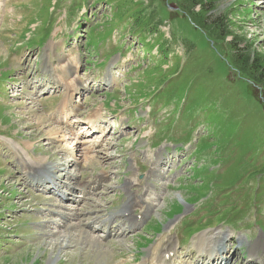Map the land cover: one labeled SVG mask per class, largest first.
Returning <instances> with one entry per match:
<instances>
[{
	"label": "rangeland",
	"instance_id": "obj_1",
	"mask_svg": "<svg viewBox=\"0 0 264 264\" xmlns=\"http://www.w3.org/2000/svg\"><path fill=\"white\" fill-rule=\"evenodd\" d=\"M158 3L0 0V264H161L156 249L150 261V248L166 231L171 242L182 232L191 238L227 231L229 254L237 251L228 264H245L251 253L263 255L252 263L263 259L253 244L264 242V85L234 55L238 46L264 59V0H215L208 18L228 26L225 41L177 13V4L168 6L170 15ZM48 63L67 82H54ZM74 66L81 84L72 88L85 91L69 102L71 114L59 116L71 85L65 72ZM110 75L115 83L106 87ZM98 113L104 133L83 137L84 121ZM74 115L73 125L60 123ZM55 131L66 140L53 139ZM102 138L104 147L90 155ZM158 155L165 174L157 178L150 172ZM46 163L58 168L49 177L61 179L55 188L26 177L43 180L37 173ZM99 176L106 177L103 187L68 224L78 184ZM150 192L157 205L151 199L153 211L146 207L145 217L152 212L145 230H131L129 222L127 233L119 228L109 241L105 230L92 232V219L108 218L129 201L124 213L136 218L127 221L140 225ZM164 243L157 256L169 248ZM99 251L106 253L98 259Z\"/></svg>",
	"mask_w": 264,
	"mask_h": 264
},
{
	"label": "bare ground",
	"instance_id": "obj_2",
	"mask_svg": "<svg viewBox=\"0 0 264 264\" xmlns=\"http://www.w3.org/2000/svg\"><path fill=\"white\" fill-rule=\"evenodd\" d=\"M53 45V44H52ZM50 46H51V44H50ZM49 50H53V48H51V49H49ZM46 66V65H45ZM76 69H78V67H75L74 66V68H68V72L66 73L65 72V75H69L70 76V80H68V81H70V86L69 87H67V89H68V93H67V99H68V102H66L65 104H64V108L59 112V116H68L69 114H71L73 111L70 109H67V107H69L72 103H69V102H73L74 101V98H75V95L77 94V93H82V91L84 90V88L82 89L81 87H79V86H77L76 88H72V85L73 84H75V83H80V80H79V76L76 74L77 72H76ZM48 71H50L51 72V78H52V80H54V82H56V83H59V84H64V81L65 82H67V80H63L62 78H60V77H58L57 76V74H56V72L55 71H53V69H52V67H50V65H49V63H48ZM107 84H108V86H113V84L115 83V79L113 78V77H110V76H108L107 78ZM66 84V83H65ZM60 86V85H59ZM85 91V90H84ZM80 95V94H79ZM72 108H74L75 109V107L72 105L71 106ZM58 109V108H57ZM70 111V112H69ZM58 112V111H57ZM55 114V113H54ZM102 119V117H101V115H100V113H98V114H94V115H90V117H89V119L87 118V120H86V122L87 123H85V126H86V128H87V130H89V132H92V130L94 129V128H98L100 131L103 129H101V127L99 126V124H100V120ZM108 122V121H107ZM87 125H88V127H87ZM64 131V130H63ZM53 134V139H57V138H59L60 140H66V135L65 134H62V132H60V134L58 133V131H55L54 133H52ZM50 135V134H49ZM88 135V134H87ZM91 136H93V135H91ZM101 146V144H95L94 145V148H92V150H94L95 151V148H98V147H100ZM152 159V158H151ZM88 161L89 160H93L92 162L93 163H95L96 161L94 160V159H91V158H89V159H87ZM156 163H158V165H155V168H160V166H159V164L160 163H162L161 162V159L159 158V159H156ZM163 164V163H162ZM47 167V168H46ZM45 169H44V171H45V173L46 172H49V174L50 173H52V172H54V171H57V169H56V165L55 164H52V163H46L45 164V167H44ZM156 170H151V172H150V174L153 176H157L158 177V174L157 173H159V175H161V174H164V173H162V170H161V172H160V170L159 171H156L157 173H155V174H153L154 172H155ZM53 174V173H52ZM53 177V175H49V176H47V178H44L43 180H37V182L38 183H40V185H43L44 186V184L45 183H52L53 182V180L51 179V178H49V177ZM104 179V178H103ZM61 180V179H60ZM102 182V179H99L96 183V185L95 186H89V185H87V184H84V185H86V186H88L91 190H96L97 189V186H98V184H100ZM46 185V184H45ZM63 196L64 195H66L65 193L64 194H62ZM62 196V197H63ZM141 199V198H140ZM156 199V198H155ZM153 201V200H152ZM135 203H141V202H139L138 200L135 202ZM145 204H147V202L146 201H144V205ZM153 202H151V204H148V206H147V212L148 211H150V210H152V208H153ZM134 206V205H133ZM201 208V207H200ZM131 209V208H130ZM130 209H128V210H130ZM119 212V211H118ZM80 214H78V212H74L73 210H71L70 212H68L66 215H65V218L64 219H66V222H68V221H71V220H73L74 218H76L77 216H79ZM113 215H116L115 213L113 214ZM138 220V219H137ZM106 221V220H105ZM58 224H60L59 222L56 224V225H58ZM69 224V223H68ZM133 224V223H132ZM134 225V224H133ZM78 227H79V225H78ZM78 227H73L74 229L76 228H78ZM83 232V231H82ZM230 233L229 232H227V231H218V232H214V233H211V234H209V233H207V234H203V235H200L201 236V238H206V240H207V243H203V245H209V244H213L212 242H216L217 243V245H216V247H212V249H210V248H207L206 249V247L205 246H201V247H204V248H198V247H192L193 249L195 248V249H197V250H195L196 252L197 251H199V253L198 254H200V255H211V254H213L214 255V252H220L221 253V255H223L224 254V252H225V250H226V248H227V250L226 251H228V244H227V240H228V235H229ZM84 236V235H83ZM200 236H198V237H196V240L200 237ZM90 237V236H89ZM88 236H84L83 237V239H87V238H89ZM67 239H69V238H67ZM195 240V241H196ZM64 241V240H63ZM259 241L261 242V241H263V238L261 237L260 239H259ZM208 242H210V243H208ZM259 242V243H260ZM259 243H257V244H253V249H254V253L255 254H260L261 252L263 253L264 252V242L263 243H261V244H259ZM197 245V244H196ZM68 246V245H67ZM102 248V247H101ZM170 248V249H169ZM168 249L167 248H164V250L162 251V253L159 255V256H155V260H157L158 258H160V262H161V264H172V261H167V259L165 258V256L168 254V255H170L171 253H173L174 252V250H173V246H172V248L171 247H169ZM210 249V250H209ZM252 249V248H251ZM189 252H191V251H189ZM91 252H89L88 251V254H90ZM95 253V252H94ZM106 253V252H105ZM103 251H99V252H97V254L98 255H96L97 256V258L99 259V258H101L104 254H105ZM95 256V257H96ZM91 257V256H90ZM213 258V257H212ZM89 259V258H88ZM219 260V259H218ZM91 261V260H90ZM220 261V260H219ZM159 262V263H160ZM49 264H53V262L52 261H50L49 262ZM107 264H109V263H107ZM182 264V263H181Z\"/></svg>",
	"mask_w": 264,
	"mask_h": 264
},
{
	"label": "trees",
	"instance_id": "obj_3",
	"mask_svg": "<svg viewBox=\"0 0 264 264\" xmlns=\"http://www.w3.org/2000/svg\"><path fill=\"white\" fill-rule=\"evenodd\" d=\"M158 3V10L161 9L162 13H169L171 12L168 9L170 4H177L178 10L177 13H183L184 17L190 16L196 19V21L211 35V39H218L225 41L227 36L231 34H227L225 36L227 25L224 21H217L208 18V13L210 8H212L215 0H157ZM197 6L201 7L200 12H194V8ZM159 12V11H158ZM161 13V14H162ZM182 15V14H181ZM228 27V26H227ZM95 34V33H94ZM233 36V45H235L238 41L236 35ZM232 44V43H231ZM231 48V47H230ZM237 53L235 56V61L237 65H240L243 69H247L253 78L259 82L260 84L264 85V59L260 58L257 54H250L247 50L243 48H236ZM249 68V69H248Z\"/></svg>",
	"mask_w": 264,
	"mask_h": 264
}]
</instances>
